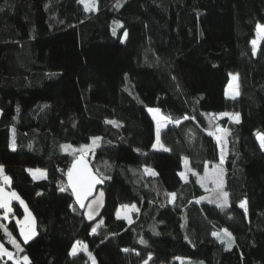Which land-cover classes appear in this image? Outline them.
<instances>
[{
  "label": "trees",
  "instance_id": "trees-1",
  "mask_svg": "<svg viewBox=\"0 0 264 264\" xmlns=\"http://www.w3.org/2000/svg\"><path fill=\"white\" fill-rule=\"evenodd\" d=\"M116 4L100 0L98 12H86L78 0H0V166L36 230L21 241L16 220L24 213L12 203L8 221L0 210V242L29 264H88L85 254L70 255L76 242L97 264L149 256L153 264H264V150L256 138L264 133V40L255 55L251 45L264 0ZM230 73L238 75L233 100L224 95ZM150 108L172 121L156 151ZM226 112L240 122L217 118ZM217 128L228 132L224 207L196 202L204 194L198 177L220 160L208 134ZM96 137L89 163L104 177L97 190L105 206L88 222L74 208L66 173L76 149ZM122 206L137 208L131 223L117 219ZM220 230L231 233L230 249L214 238Z\"/></svg>",
  "mask_w": 264,
  "mask_h": 264
},
{
  "label": "snow or ice",
  "instance_id": "snow-or-ice-1",
  "mask_svg": "<svg viewBox=\"0 0 264 264\" xmlns=\"http://www.w3.org/2000/svg\"><path fill=\"white\" fill-rule=\"evenodd\" d=\"M78 3H81L84 5V10L87 11H95L96 10V5H95V0H78ZM121 6L120 0H117V4L115 7L119 8ZM117 27H120V25H117ZM257 31V40L252 41V46H253V55L256 54L257 51V43L258 40H264V25H257L256 27ZM113 34H115V29L113 30ZM125 35H127L125 33ZM238 80L237 76H232L231 81L235 82ZM230 87H233V96L232 98H235L236 95H239L238 91V84L233 85L230 83ZM149 113L152 114L153 119L156 121V136H157V144L153 145V148H157V145L160 144V131H161V126L162 122L168 123L172 122L171 117H163L160 115V110L159 109H148ZM222 116H228L229 120L233 123H239L240 122V117L239 114H228L224 113ZM185 119H188V117H185ZM179 121H177L178 123ZM114 123V122H112ZM217 133H220L217 138L218 144L222 147L226 145L225 137L228 135L227 130H221L219 128L216 129ZM209 135H213L212 132L208 133ZM100 138L96 137L93 138V146H96ZM257 139L260 143V147L262 150H264V134H257ZM160 148H162L164 151H167L168 149L163 148V145H160ZM13 150H14V143H13ZM81 155L77 157L71 168H69L67 172V177H68V187L71 188L72 190V195L76 199V203L80 205L81 208L85 207L84 201L88 199V197L91 195L93 192L95 186L99 183L102 182V179L104 177H100L97 175H93V173L89 170L88 165L85 162L84 158V150H80ZM185 163H187L185 161ZM223 163V153L221 157V164ZM30 174L33 176L35 179L37 177V174L40 176H43L44 173L41 172L40 170H29ZM146 174H150L152 176H155L156 173L151 171L150 169H145ZM181 178H184V174L181 173ZM195 175V173H193ZM0 182H3L4 184L10 183L9 179L7 176L4 175V169L2 166H0ZM204 182L206 183H211L214 185L212 191L215 194V198L212 202H215L218 207H224L227 205L228 202V193L224 190V169L222 167H216L212 169L211 174H208L204 178ZM204 182H202V186H204ZM64 188H61V191H64ZM171 198H175V194H170ZM102 197H103V192L100 193L98 197H96L91 203L87 205L88 211L85 213V215L91 219L95 209L99 207L102 203ZM12 200H18L22 206L25 208V220L23 222H20L19 227H20V233L21 237L23 238V241L25 243H28L29 240L33 238L35 235V226H34V221L31 217V213L28 212L27 206L24 205V202L20 200V197L15 193V192H10L5 194L4 189L0 188V208H3L5 210V218H7L8 213L11 212V207L10 203ZM247 202L246 201H241L240 202V207L245 209V212H247L246 208ZM122 207H127V206H122ZM134 209V206H133ZM117 219H120V210H117ZM103 222L101 221V224ZM0 227H5L3 225H0ZM99 227V225H97ZM92 232H96V228L92 229ZM7 234V232H6ZM214 236H216L218 239H222V242H225L227 244V248L230 249L233 244V237L231 233H229L227 230L223 231L222 234L214 233ZM226 237V240H223V238ZM10 242L18 249V251H23V249H20L19 245L16 244L15 240L11 239V236H9ZM143 243V241H141ZM79 243V242H78ZM81 249L84 251H87L86 245H80ZM77 252V246H73L72 253L71 255H75ZM0 255H6L9 257V259H13V256L9 254L3 246H0ZM90 255V254H89ZM23 262L24 264H29L28 257L24 256L23 257ZM17 264H19V261H17ZM145 264H147V261H145Z\"/></svg>",
  "mask_w": 264,
  "mask_h": 264
},
{
  "label": "rangeland",
  "instance_id": "rangeland-1",
  "mask_svg": "<svg viewBox=\"0 0 264 264\" xmlns=\"http://www.w3.org/2000/svg\"><path fill=\"white\" fill-rule=\"evenodd\" d=\"M83 5V4H82ZM95 5H96V10L95 11H93V12H98V10L100 9V0H95ZM84 6V5H83ZM258 39V37H257V31L255 30V37H254V39L253 40H257ZM252 40V41H253ZM260 41L261 40H258V43H257V48H258V46H259V43H260ZM251 45H252V42H251ZM252 48H253V46H252ZM232 76H237L238 77V75L236 74V73H230L229 74V80H228V83H227V85H226V88H225V91H224V95H225V97L227 98V99H231V100H233V99H236L239 95H236L235 96V98H232V96H233V87H230V83L231 84H233V85H236V84H238V80L237 81H235V82H233V81H231V77ZM239 86V85H238ZM238 91H239V87H238ZM226 113H228V112H226ZM222 114H224V113H222ZM222 114H219L218 116H217V118L218 119H222V118H227L228 120H229V118H228V116H222ZM228 114H237V113H235V112H230V113H228ZM151 116H152V114H150ZM161 115V114H160ZM162 116V115H161ZM152 118H153V116H152ZM154 120V119H153ZM154 123H155V127H157V125H156V121L154 120ZM169 123V122H168ZM168 123H165V122H162V126H161V129L162 128H165V126L168 124ZM260 134H264L263 132H259ZM258 134V133H257ZM218 135H220V133H217V131L215 130V132L213 133V137L215 138V140H216V142H217V136ZM256 138H257V135H256ZM258 140V139H257ZM259 142V141H258ZM260 144V143H259ZM217 145H218V148L221 150V152H220V160L217 162V163H214V164H212L211 166H207L206 167V169H205V171H204V173L201 175V176H199L198 177V184H199V186L201 187V189L203 190V192H204V194L201 196V197H199L197 200H196V202L197 203H209V204H213V205H215V206H217V204L215 203V202H212L213 200H214V198H215V194L213 193V191H212V189H213V187H214V185H212L211 183H206V182H204V178H205V176L206 175H208V174H211V172H212V169L213 168H216V167H222L223 169H224V190L226 191V189H225V150L224 149H222V147L218 144V142H217ZM96 148V146H93V144L92 145H90V146H88V147H81L80 149H76V151L77 150H79V154H77L76 155V157H75V159L77 158V157H79L80 155H81V152H80V150L81 149H83L84 150V158H85V162H86V164L88 165V168H89V170L93 173V175H96L94 172H93V170L91 169V167H90V163H89V161H90V159H92L93 158V155H94V152H93V149H95ZM64 150L66 151V152H72V151H75V148H73V147H71V146H65L64 147ZM78 152V151H77ZM222 153H223V163L221 164V157H222ZM74 159V160H75ZM74 160H73V162H74ZM185 161L187 162V163H185ZM73 164V163H72ZM72 166V165H71ZM71 168V167H70ZM152 171V170H151ZM68 172V171H67ZM191 172V170H190V168H189V163H188V160L187 159H183V161H182V171L180 172V174L181 173H183L184 174V178L182 179V180H187V178H188V175H189V173ZM180 177H181V175H180ZM66 180H67V185H68V177H67V173H66ZM202 182H204V186H202ZM98 185V184H97ZM97 185L95 186V188H94V190H93V192L91 193V195L88 197V199L87 200H85L84 201V204H85V207H86V205H87V203L89 202V200H92L99 192H98V190H97ZM70 188V187H69ZM70 191H71V194H72V190H71V188H70ZM227 192V191H226ZM73 196V195H72ZM92 198V199H91ZM73 199H74V208L75 209H81V210H83V209H85V207L84 208H81L80 207V205L78 204V203H76V199H75V197L73 196ZM24 205H25V203H24ZM227 205H228V202H227ZM23 208H24V206H23ZM123 208V209H122ZM122 208H120L119 210H120V216H121V218H123L126 222H128V223H131L132 222V218H133V215H134V213H136V208L134 207V209H133V207H131V208H128V207H126V208H124V207H122ZM241 208V207H240ZM25 209V208H24ZM243 209V208H242ZM27 210H28V208H27ZM243 210H245V209H243ZM28 212H29V210H28ZM117 213V212H116ZM26 216V215H25ZM32 217V219H33V216H31ZM116 217H117V215H116ZM25 220V217H23V219L21 220L22 222ZM33 221H34V219H33ZM19 222V221H18ZM100 223H101V221H98V222H96L95 223V225L92 227V229L93 228H96V230H97V225H100ZM92 229H91V234H93V232H92ZM223 231H225V230H220V231H217V232H215V233H218V234H222L223 233ZM35 234H36V230H35ZM214 236V235H213ZM34 237V236H33ZM214 238L215 239H217L218 241H221L222 242V239H218L216 236H214ZM23 239V238H22ZM223 240H226V237L225 238H223ZM224 244H225V246H226V248H227V244L225 243V242H223ZM74 245H76L77 246V252H76V254L75 255H78L79 253H83V254H85L86 255V257H87V260H88V264H97L96 263V261H95V258H94V256H93V254L88 250V248H87V251H84V250H82L81 249V247H80V245H85L83 242H76ZM233 245V244H232ZM87 247V246H86ZM72 250H73V247H72V249H71V251H70V253H72ZM17 253H19L20 251H16ZM90 254V255H89ZM13 255H14V252H13ZM71 255V254H70ZM75 255H71V256H75ZM18 258V257H17ZM16 258V259H17ZM17 261H20V259H18V260H16V262H15V264H17ZM145 261H147V264H153V263H151V257L149 256L148 258H146L141 264H145ZM19 264H22V263H20L19 262Z\"/></svg>",
  "mask_w": 264,
  "mask_h": 264
},
{
  "label": "crops",
  "instance_id": "crops-1",
  "mask_svg": "<svg viewBox=\"0 0 264 264\" xmlns=\"http://www.w3.org/2000/svg\"><path fill=\"white\" fill-rule=\"evenodd\" d=\"M150 114V113H149ZM152 117V116H151ZM153 119V118H152ZM154 121V120H153ZM155 124V123H154ZM154 144H157V136H156V141L154 142ZM153 144V145H154ZM159 149V145H157V148H153L152 147V150H154V151H156V150H158ZM29 170H32V171H35V170H38V169H27V172H28V174L33 178V176L30 174V171ZM41 171V170H40ZM41 172H43V171H41ZM44 173V172H43ZM4 175L5 176H7L5 173H4ZM8 177V179H9V181H10V178H9V176H7ZM45 178V173H44V175L43 176H40L39 174H37V177L34 179V180H42V179H44ZM11 182V181H10ZM0 188H3L4 189V192H5V194H7V193H10V192H15L14 190H12V189H10V183H8V184H4L3 182H0ZM16 193V192H15ZM17 194V193H16ZM18 195V194H17ZM19 196V195H18ZM20 200H22L21 198H20ZM173 201H174V199H172L171 198V195H169V204H172L173 203ZM12 203H17V204H19L20 205V207L23 209V213H24V216L23 217H25V215H26V213H25V209L23 208V206L20 204V202L18 201V200H12L11 201V203H10V207H11V212H12ZM128 208H131V207H133V206H127ZM125 208V207H124ZM136 208V207H135ZM120 209V208H119ZM123 209V208H122ZM0 210L2 211V215H1V218L2 219H4V220H6V221H8L9 220V215L11 214V212L10 213H8V215H7V218H5V210L3 209V208H0ZM136 210H137V208H136ZM32 216V215H31ZM23 219V218H22ZM22 219H20V220H16V223H17V226H18V231H19V236H20V239H21V241L23 242V243H25L24 241H23V239H22V237H21V233H20V227H19V224H20V222H22L21 220ZM34 219V218H33ZM19 221V222H18ZM34 226H35V221H34ZM0 246H3V248L9 253V254H11L12 256H13V259H9V257L8 256H6V255H0V258H3L5 261H11L13 264H15V262H16V260H18V259H20V263H24L23 262V257L22 256H20V257H16V256H14L13 255V252L12 251H10V250H8L1 242H0ZM15 247V246H14ZM15 249H16V251L18 250L16 247H15ZM17 258V259H16Z\"/></svg>",
  "mask_w": 264,
  "mask_h": 264
},
{
  "label": "water",
  "instance_id": "water-1",
  "mask_svg": "<svg viewBox=\"0 0 264 264\" xmlns=\"http://www.w3.org/2000/svg\"><path fill=\"white\" fill-rule=\"evenodd\" d=\"M100 193H101V192H99V193H98V194H97L92 200H90V201L87 203V205H88L89 203H91L96 197H98V196L100 195ZM87 205H86V207H85V209H84V213H83V214H84V217H85L86 221H88V222H95V221L98 220V218L101 216L102 211H103V209H104V206H105V204H104V195H103V197H102V203H101V205L95 209V212H94V214H93V216H92L91 219H89V218L85 215V213L88 211Z\"/></svg>",
  "mask_w": 264,
  "mask_h": 264
}]
</instances>
